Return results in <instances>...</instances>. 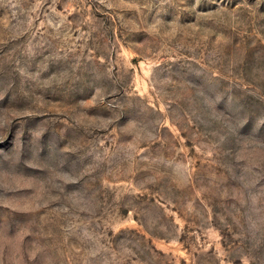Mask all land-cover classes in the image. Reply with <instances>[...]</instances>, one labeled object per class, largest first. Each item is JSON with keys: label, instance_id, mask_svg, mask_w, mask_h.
Returning a JSON list of instances; mask_svg holds the SVG:
<instances>
[{"label": "rangeland", "instance_id": "rangeland-1", "mask_svg": "<svg viewBox=\"0 0 264 264\" xmlns=\"http://www.w3.org/2000/svg\"><path fill=\"white\" fill-rule=\"evenodd\" d=\"M0 264H264V0H0Z\"/></svg>", "mask_w": 264, "mask_h": 264}]
</instances>
